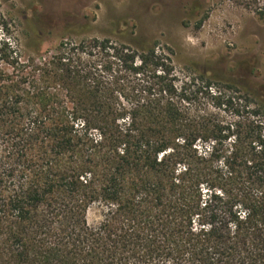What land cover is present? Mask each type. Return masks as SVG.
Returning <instances> with one entry per match:
<instances>
[{"label": "trees", "instance_id": "obj_1", "mask_svg": "<svg viewBox=\"0 0 264 264\" xmlns=\"http://www.w3.org/2000/svg\"><path fill=\"white\" fill-rule=\"evenodd\" d=\"M0 31V264H264V101L155 45L62 42L40 65Z\"/></svg>", "mask_w": 264, "mask_h": 264}, {"label": "rangeland", "instance_id": "obj_2", "mask_svg": "<svg viewBox=\"0 0 264 264\" xmlns=\"http://www.w3.org/2000/svg\"><path fill=\"white\" fill-rule=\"evenodd\" d=\"M0 20L24 61L42 65L62 42L93 38L155 45L183 79L264 101V19L241 0H0Z\"/></svg>", "mask_w": 264, "mask_h": 264}]
</instances>
